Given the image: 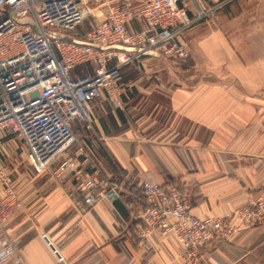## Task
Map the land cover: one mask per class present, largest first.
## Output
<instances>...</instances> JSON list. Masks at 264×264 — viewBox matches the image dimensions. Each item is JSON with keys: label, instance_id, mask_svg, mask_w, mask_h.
<instances>
[{"label": "crops", "instance_id": "1", "mask_svg": "<svg viewBox=\"0 0 264 264\" xmlns=\"http://www.w3.org/2000/svg\"><path fill=\"white\" fill-rule=\"evenodd\" d=\"M218 1L199 3L210 9ZM95 3L91 11H105L107 2ZM186 6L193 15L191 1ZM129 26L143 23L135 17ZM179 39L189 57L178 68L144 57L124 69L122 107L91 102L89 162L100 176L178 182L195 215L227 217L264 197V0H229ZM13 154L4 162L14 167L23 207L5 230L21 264H182L173 237L151 233L145 248L121 200L80 211L71 174L54 165L33 170ZM201 264H264V221L206 249Z\"/></svg>", "mask_w": 264, "mask_h": 264}, {"label": "built area", "instance_id": "2", "mask_svg": "<svg viewBox=\"0 0 264 264\" xmlns=\"http://www.w3.org/2000/svg\"><path fill=\"white\" fill-rule=\"evenodd\" d=\"M98 0H0V264H21L22 254L5 230V223L23 201L14 185V167L4 158L12 139L20 142L21 163L42 171L54 165L59 175L71 174L76 202L86 211L102 201L121 200L129 219L151 249V233L173 237L181 247L182 264H201L203 252L244 228L264 221V197L240 206L227 217H200L178 182L156 183L124 177L114 182L90 164L86 144L76 141L73 127L95 124L91 102L104 98L122 107L123 73L144 57H162L178 68L187 60L180 33L218 9L199 0H146L137 8L114 3L104 18L81 34L70 31ZM194 7L189 15L186 3ZM139 18L143 28L131 29ZM32 19L38 30L19 19ZM49 31L85 41L51 37ZM79 69V72L75 71ZM89 168V172L86 171ZM74 195V192H70ZM233 218L237 222H232Z\"/></svg>", "mask_w": 264, "mask_h": 264}, {"label": "rangeland", "instance_id": "3", "mask_svg": "<svg viewBox=\"0 0 264 264\" xmlns=\"http://www.w3.org/2000/svg\"><path fill=\"white\" fill-rule=\"evenodd\" d=\"M145 1L146 0H98V4L100 2H107L103 6L104 7L103 9L105 11L103 12L102 11L103 9H101L102 13H99V10L91 11V8L97 6V3H95L97 1H90V3H88V6H87L89 8L90 13L86 14V17L74 28V30L70 31V33L77 35V34H81L87 31L91 27V25L94 23V21L104 18L108 7L114 3H120V4L128 5L129 7H132V8H137ZM75 72L78 73V70H76ZM73 130H74L76 141L71 146L72 150H74L75 145L77 146L78 144H87L89 146L91 144L93 145V141L96 140L94 123H92L91 127H87L84 123L78 122L73 127ZM10 144H11V147L9 148V150L15 152V154H13V158L15 159L14 161L17 163V159L19 157L17 153H20L22 151L21 144L16 138L15 140L12 139ZM24 164L28 165L27 161H25Z\"/></svg>", "mask_w": 264, "mask_h": 264}, {"label": "water", "instance_id": "4", "mask_svg": "<svg viewBox=\"0 0 264 264\" xmlns=\"http://www.w3.org/2000/svg\"><path fill=\"white\" fill-rule=\"evenodd\" d=\"M19 22L20 23H29L36 31L38 30L35 22L32 19L22 18V19H19ZM49 35L51 37L58 38V39L76 41V42H79V43H87L85 41L78 40V39L72 37L71 35H68V34H65V33H59V32H55V31H49Z\"/></svg>", "mask_w": 264, "mask_h": 264}, {"label": "trees", "instance_id": "5", "mask_svg": "<svg viewBox=\"0 0 264 264\" xmlns=\"http://www.w3.org/2000/svg\"><path fill=\"white\" fill-rule=\"evenodd\" d=\"M77 70H78V72H79V69H77ZM102 176H104V175L102 174ZM116 180H118V179H115L114 177L110 178V181H112V182H114V181H116Z\"/></svg>", "mask_w": 264, "mask_h": 264}]
</instances>
